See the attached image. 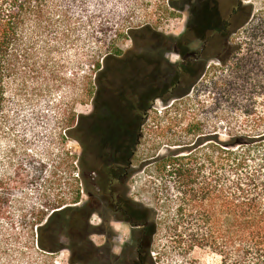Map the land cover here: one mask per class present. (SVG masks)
<instances>
[{
	"label": "rangeland",
	"instance_id": "374dc122",
	"mask_svg": "<svg viewBox=\"0 0 264 264\" xmlns=\"http://www.w3.org/2000/svg\"><path fill=\"white\" fill-rule=\"evenodd\" d=\"M202 1L55 0L53 8L59 7L50 17L41 25L26 26L0 114V264H72L68 248L50 252L37 247L36 225L46 220L52 207L72 205L77 192L83 201L90 197L83 184L89 175L84 165L79 167L77 123L81 116H90L95 96L110 100V92L113 95L132 73L141 74L144 83L172 81L179 51L200 34L196 11ZM243 1L256 7L264 2ZM201 46L196 41L189 48L199 51ZM125 61L133 69H125ZM99 65L103 66L100 72ZM214 65L219 67L209 60L184 95L152 98L141 128L126 186L130 199L155 211L151 221L157 228L148 264H220L206 248L186 252L173 242L162 219L155 165L145 164L170 144L192 142L194 135L187 128L197 120L206 128H219L227 100L218 76L227 72L213 69ZM195 67L201 68V61ZM98 222L94 216L91 224ZM120 233L127 235L128 229ZM59 234L68 245L66 234ZM89 239L95 244L104 240L95 234Z\"/></svg>",
	"mask_w": 264,
	"mask_h": 264
},
{
	"label": "trees",
	"instance_id": "16d2710c",
	"mask_svg": "<svg viewBox=\"0 0 264 264\" xmlns=\"http://www.w3.org/2000/svg\"><path fill=\"white\" fill-rule=\"evenodd\" d=\"M52 1L0 0V114L25 28L50 17L59 7L53 8ZM200 5L205 14L197 18L200 34L193 43L199 41L205 49L201 68L189 79L188 88L214 60L219 67L213 69L227 72L218 76L224 83L227 109L219 128H206L197 120L187 128L194 135L192 142L170 144L145 164L155 165L162 219L180 249L206 248L220 264H264V2L256 7L243 0H203ZM222 9L224 16L217 17L216 11ZM102 67L98 66L99 72ZM99 87L100 81L101 92ZM84 182L90 186L88 177ZM89 199L81 206L77 192L72 205L52 207L46 220L36 225L37 247L50 252L68 248L71 263L77 264V253L85 245L82 231L92 210ZM130 201L140 216L145 215L151 243L157 228L151 221L155 211ZM59 232L70 239L68 245Z\"/></svg>",
	"mask_w": 264,
	"mask_h": 264
},
{
	"label": "flooded vegetation",
	"instance_id": "af4514ba",
	"mask_svg": "<svg viewBox=\"0 0 264 264\" xmlns=\"http://www.w3.org/2000/svg\"><path fill=\"white\" fill-rule=\"evenodd\" d=\"M219 12L216 11L217 17L221 14ZM196 13V18L205 14L201 9ZM193 39L179 51L181 59L173 65L176 75L168 84L144 83L140 81L141 74L132 73L134 76L113 90L114 96L110 92V100L109 96L103 101L95 96L90 116L79 119L76 127L81 133L76 137L81 148L79 167L82 169L84 165L91 181L90 188L85 182L83 184L90 191L92 210L87 213L88 224L82 231L85 245L77 253L78 264L146 262L151 245L147 234L148 221L131 203L127 179L133 170V157L152 98L184 95L189 79L198 71L192 63L200 62L205 45L202 44L199 52L194 54L189 48ZM124 65L127 70L133 69L127 61ZM180 71H186V75L182 72L180 75ZM102 88L107 89L108 85H102ZM86 118L90 119L89 122H85ZM85 202L82 199L81 206ZM94 216L99 218L96 225L91 224ZM125 229L128 233L122 236L120 230ZM93 234L104 240L99 244L92 243L89 237Z\"/></svg>",
	"mask_w": 264,
	"mask_h": 264
},
{
	"label": "water",
	"instance_id": "95a60500",
	"mask_svg": "<svg viewBox=\"0 0 264 264\" xmlns=\"http://www.w3.org/2000/svg\"><path fill=\"white\" fill-rule=\"evenodd\" d=\"M141 226H144V224H142Z\"/></svg>",
	"mask_w": 264,
	"mask_h": 264
}]
</instances>
